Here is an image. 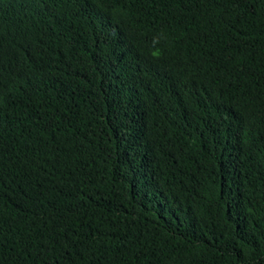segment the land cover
<instances>
[{"label": "trees", "instance_id": "trees-1", "mask_svg": "<svg viewBox=\"0 0 264 264\" xmlns=\"http://www.w3.org/2000/svg\"><path fill=\"white\" fill-rule=\"evenodd\" d=\"M85 6L0 0V264H264V0Z\"/></svg>", "mask_w": 264, "mask_h": 264}, {"label": "clouds", "instance_id": "clouds-1", "mask_svg": "<svg viewBox=\"0 0 264 264\" xmlns=\"http://www.w3.org/2000/svg\"><path fill=\"white\" fill-rule=\"evenodd\" d=\"M76 1H77V0H71V3H72V4H75ZM80 1H81L82 5L85 4V5H86L85 7L87 8L88 5L90 4V1H91V0H80ZM153 55L156 56L157 53H153Z\"/></svg>", "mask_w": 264, "mask_h": 264}]
</instances>
